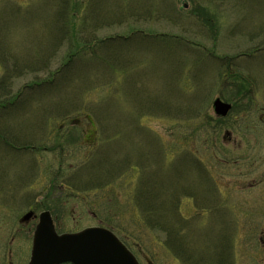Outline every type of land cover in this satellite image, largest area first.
<instances>
[{
    "label": "rangeland",
    "instance_id": "1",
    "mask_svg": "<svg viewBox=\"0 0 264 264\" xmlns=\"http://www.w3.org/2000/svg\"><path fill=\"white\" fill-rule=\"evenodd\" d=\"M45 208L140 264H264V0H0V264Z\"/></svg>",
    "mask_w": 264,
    "mask_h": 264
},
{
    "label": "water",
    "instance_id": "2",
    "mask_svg": "<svg viewBox=\"0 0 264 264\" xmlns=\"http://www.w3.org/2000/svg\"><path fill=\"white\" fill-rule=\"evenodd\" d=\"M231 103L216 98L215 112L226 115ZM31 212L24 216L29 218ZM139 264L133 253L109 229L88 227L75 233L58 234L48 210L40 214L28 264Z\"/></svg>",
    "mask_w": 264,
    "mask_h": 264
},
{
    "label": "trees",
    "instance_id": "3",
    "mask_svg": "<svg viewBox=\"0 0 264 264\" xmlns=\"http://www.w3.org/2000/svg\"><path fill=\"white\" fill-rule=\"evenodd\" d=\"M178 13V12H177ZM121 20V19H120ZM130 35V34H129ZM111 36V35H110ZM107 38V41L109 40V37H106ZM106 38H104L103 40H102V43L106 40ZM116 38H120L121 40H126V39H129L130 37L129 36H127V35H121V36H116ZM93 47H91V48H94V46H95V44H93L92 45ZM94 50H95V48H94ZM238 84H239V87H238V89H237V92H239V93H244V92H246L245 90L249 87L250 88V83H249V80L247 79V78H245V77H242V79L241 80H237L236 81Z\"/></svg>",
    "mask_w": 264,
    "mask_h": 264
},
{
    "label": "flooded vegetation",
    "instance_id": "4",
    "mask_svg": "<svg viewBox=\"0 0 264 264\" xmlns=\"http://www.w3.org/2000/svg\"><path fill=\"white\" fill-rule=\"evenodd\" d=\"M35 215V214H34ZM36 216V215H35ZM34 216V217H35ZM261 241L264 243V239L261 237ZM64 264H73V263H70V262H65Z\"/></svg>",
    "mask_w": 264,
    "mask_h": 264
}]
</instances>
